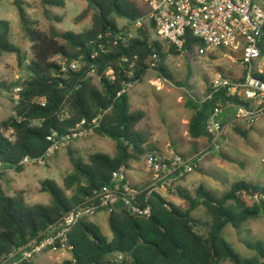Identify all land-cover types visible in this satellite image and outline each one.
Here are the masks:
<instances>
[{
    "label": "trees",
    "instance_id": "1",
    "mask_svg": "<svg viewBox=\"0 0 264 264\" xmlns=\"http://www.w3.org/2000/svg\"><path fill=\"white\" fill-rule=\"evenodd\" d=\"M41 2L45 6L64 7L63 0ZM86 2L93 10L89 29L60 32L51 27L44 32L34 26L22 0H15L22 29L32 42L28 59L11 43L10 23L0 20V57L3 53L15 54L18 66L25 72L22 80H0V92H6L14 102L12 115L0 121V167L22 171L21 160L43 155L49 146L47 136L52 131L66 132L82 119L90 122L98 118L99 126L94 128V133L115 142L112 155L93 152L88 162L75 156L67 145L73 169L63 178V186L48 178L40 183L41 192H48L50 196L48 204H28L22 190L9 195L0 184V257L38 236L54 220L108 185L113 171L128 167L145 153H160L156 146L146 143L136 128L144 112L131 109L128 92L117 96L125 83L141 82L151 63H155L153 69L168 80L171 78L164 66L168 54L160 42L151 39L152 33L158 37L153 24L144 21L135 35L128 38L126 29L117 23V18L134 23L147 13V4L143 7L134 0ZM45 14L50 17L48 10ZM54 20L59 22L61 17L54 16ZM203 46L199 37L186 31L183 45L186 54H193ZM168 53L181 54L172 44ZM154 55L157 57L153 58ZM124 57L127 61L122 60ZM63 59L67 62L80 59L82 65L76 70L69 67L63 70L58 61ZM131 63H134L132 67ZM90 67L94 68V75L89 74ZM109 68L114 79L105 76ZM17 88V100H14L10 94ZM209 91L208 84L206 92ZM206 95L203 100L185 102L192 110L187 133L193 139L205 136L211 139L205 124L217 109L233 104L248 105L238 95H230L227 89L209 98ZM41 99L45 100L44 104ZM232 128L238 135L247 137V130L236 124ZM174 192L187 202V208L167 201L159 193L150 196L149 216L116 205L108 212L111 239L90 219L80 220L68 234L67 250L71 258L61 264H264L261 244L256 254L245 258L221 235L227 225L238 228L249 218L264 216V198L251 204L247 202L255 194L264 196L263 185L241 179L233 182L221 196L202 185L194 195L181 186ZM199 206L209 216L207 222L191 215ZM197 226L203 231L198 232ZM114 255L118 257L111 258Z\"/></svg>",
    "mask_w": 264,
    "mask_h": 264
},
{
    "label": "rangeland",
    "instance_id": "2",
    "mask_svg": "<svg viewBox=\"0 0 264 264\" xmlns=\"http://www.w3.org/2000/svg\"><path fill=\"white\" fill-rule=\"evenodd\" d=\"M14 1H0V20H7L10 23V41L19 47L28 59L31 57L32 42L22 29ZM63 1L64 7L45 6L41 0H22L28 17L41 31L48 32L51 27H55L60 32H82L89 29L93 10L88 7L86 0ZM134 1L140 6L145 5L142 0ZM258 3L264 4V0H258ZM46 10L49 11L50 17L46 16ZM54 16L61 17V21L54 20ZM117 23L119 27L135 35L137 28L134 23H129L123 18H117ZM151 39L160 42L163 51L168 54L164 66L171 78L168 80L151 67L142 81L132 84L127 91L131 109L144 112V118L136 128L142 133L146 143L156 146L163 154L169 152L181 153L184 156L198 154L193 171L181 181L184 188L192 195L202 185L221 196L233 182L241 179L264 186V114L254 125L246 126L243 121L233 120L232 109H223L218 115L225 127L217 142L219 147L209 153H205L209 145L206 139L204 141H201L203 137L193 139L187 133V122L192 110L186 107V100H203L207 94V85L214 76L218 74L235 76L240 70V65L224 57V50L221 48L208 49L204 54H199L198 51L193 54H170L168 53L170 44L167 41L155 37L153 33ZM24 76L25 72L18 66L15 54L3 53L0 57V80H22ZM15 93L16 89L10 95L17 100ZM13 107L14 102L11 98L6 92L1 91L0 121L12 115ZM234 124L247 130V137L234 132L232 128ZM68 145L75 156H80L84 162H88V156L93 152L112 155L115 142L91 132L87 136L70 140ZM66 146L61 147L41 163L24 164L23 170L19 172L0 167V184L6 193L13 195L16 191L22 190L28 204H48L50 196L48 192H41L40 183L48 178L63 186V178L73 169ZM209 147L210 150L213 149ZM220 154L232 158L235 162L224 159ZM133 168L129 177L130 181L135 183L140 171L143 172L145 168L142 163L135 164ZM174 190H169L168 194L164 192L163 197L177 206L187 208V202L175 194ZM67 194L70 195L71 192L67 191ZM247 202L251 204L253 200L247 199ZM191 215L203 222L209 220L202 206L194 209ZM90 220L99 225L102 233L111 239L107 212H99L90 217ZM196 230L203 231L198 226ZM221 235L243 257H252L258 250V244L264 247V216L257 219L249 218L238 228L227 225ZM117 257L118 255H114L111 258ZM70 258L71 254L67 249L48 250L37 254L33 262L61 264Z\"/></svg>",
    "mask_w": 264,
    "mask_h": 264
},
{
    "label": "built area",
    "instance_id": "3",
    "mask_svg": "<svg viewBox=\"0 0 264 264\" xmlns=\"http://www.w3.org/2000/svg\"><path fill=\"white\" fill-rule=\"evenodd\" d=\"M142 1L147 4V13L134 22L136 28L144 21L152 23L158 37L175 46L181 54H186L183 49L184 36L190 30L204 43L198 49L199 54H204L208 49L221 48L224 50V57L240 65L235 76H214L209 83L210 91L206 98L222 89H227L230 95H238L248 105L233 104L226 108L234 109V121H243L246 126L254 125L264 114V4L258 3V0ZM127 35L128 38L133 36L131 33ZM156 57L154 55L153 58ZM122 60L127 61V58ZM58 61L63 70L67 67L76 70L82 65L80 59ZM154 65L155 63H151V67ZM89 74L94 75V68H89ZM128 74L130 76L132 71H128ZM105 76L114 79L113 70L107 69ZM132 84L134 83H125L117 96L127 92ZM41 101L44 104L45 100ZM220 112H223V108L217 109L206 121L205 130L211 139L207 140L209 145L205 153L219 147L217 142L225 128L218 117ZM98 126V118L90 122L82 119L66 132L54 130L47 136L49 146L43 155L36 159L25 157L20 163H41L61 147L68 145L70 140L87 136ZM209 146L213 149L210 150ZM197 158L198 154L184 156L176 152L145 153L128 167L121 166L113 171L108 185L94 191L83 202L54 220L38 236L0 257V264L34 263L35 256L41 252L67 249L68 234L80 220L89 219L102 211L108 213L116 205L132 213L149 216L152 212L150 196L174 190L193 171ZM137 163L144 165L147 174L142 183L130 181L129 176ZM260 198L264 196L255 194L252 198L248 197L253 202H259Z\"/></svg>",
    "mask_w": 264,
    "mask_h": 264
},
{
    "label": "crops",
    "instance_id": "4",
    "mask_svg": "<svg viewBox=\"0 0 264 264\" xmlns=\"http://www.w3.org/2000/svg\"><path fill=\"white\" fill-rule=\"evenodd\" d=\"M228 108H230V109H232V114L234 113V109L232 108V107H228ZM234 115V114H233ZM228 117V115L226 116V118ZM230 121V120H229ZM229 121H227V122H229ZM204 139H206V140H208V138L205 136V137H203V140H201V141H204ZM197 154V153H196ZM196 154H194V155H196ZM132 164H133V161L131 162ZM130 163V164H131ZM147 178V174L145 173V170L143 171V172H141L140 171V175L137 177V182H139V183H142V179H146ZM185 180V179H184ZM178 186H181V187H183L184 188V185H182V182L181 183H179V185ZM185 189V188H184ZM163 193L164 192H161V195L163 196ZM165 193H167L168 194V192H165ZM173 195V194H172ZM177 201H179V200H177ZM174 203V202H173ZM178 203H180V201L178 202ZM175 204V203H174ZM90 219V218H89Z\"/></svg>",
    "mask_w": 264,
    "mask_h": 264
}]
</instances>
